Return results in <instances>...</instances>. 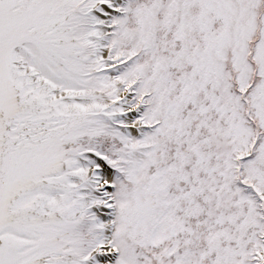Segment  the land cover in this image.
<instances>
[{
	"label": "snow or ice",
	"instance_id": "obj_1",
	"mask_svg": "<svg viewBox=\"0 0 264 264\" xmlns=\"http://www.w3.org/2000/svg\"><path fill=\"white\" fill-rule=\"evenodd\" d=\"M0 264H264V0H0Z\"/></svg>",
	"mask_w": 264,
	"mask_h": 264
}]
</instances>
